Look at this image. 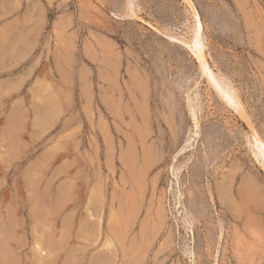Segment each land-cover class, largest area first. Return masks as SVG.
I'll use <instances>...</instances> for the list:
<instances>
[{
	"label": "rangeland",
	"instance_id": "374dc122",
	"mask_svg": "<svg viewBox=\"0 0 264 264\" xmlns=\"http://www.w3.org/2000/svg\"><path fill=\"white\" fill-rule=\"evenodd\" d=\"M191 1L211 76L185 0H0V264H264V0Z\"/></svg>",
	"mask_w": 264,
	"mask_h": 264
},
{
	"label": "bare ground",
	"instance_id": "6f19581e",
	"mask_svg": "<svg viewBox=\"0 0 264 264\" xmlns=\"http://www.w3.org/2000/svg\"><path fill=\"white\" fill-rule=\"evenodd\" d=\"M189 6L191 7V10H192V14H193V18H194V24H193V32H192V36H191V39L189 40V42L186 44L188 46L191 47L192 49V52L194 54V56L196 57L198 63H199V66H200V69L203 73H206V72H209L210 74V69H209V66H208V63L206 61V56H205V52H204V49H203V43L201 42V36H202V24H201V21L199 19V16L198 14L195 12V10L193 9V6H192V1L191 0H185ZM131 4V3H130ZM6 11V10H5ZM2 12V11H1ZM4 16V15H3ZM29 23V22H28ZM32 23V21L30 22ZM151 26V25H150ZM32 27V26H31ZM15 28H18V27H15ZM34 29V28H32ZM21 31V30H20ZM34 31V30H32ZM28 32V31H27ZM26 32V33H27ZM12 33V32H11ZM15 33V31H14ZM18 33V32H17ZM22 33V31H21ZM5 34V32L3 33ZM10 34V33H7V35ZM31 34V32H30ZM16 35V34H15ZM24 35V34H23ZM26 35V34H25ZM28 36H30L28 33H27ZM5 36V35H4ZM12 36V35H11ZM10 37V36H9ZM8 37V38H9ZM22 37V36H21ZM26 37V36H25ZM25 37L21 38L22 40L25 39ZM2 39V38H1ZM27 39V38H26ZM6 40V39H5ZM9 40V39H8ZM29 40V38H28ZM4 41V40H3ZM2 43V41H1ZM6 43V42H5ZM6 46V45H5ZM15 48V47H14ZM3 49V48H2ZM7 51V50H6ZM2 52V51H1ZM0 52V53H1ZM10 52V51H9ZM15 52V50H14ZM13 53V51L11 52ZM6 57H4L5 59ZM7 59V58H6ZM5 59V60H6ZM3 63V61H0V65ZM4 64V63H3ZM1 68V67H0ZM2 70V69H1ZM207 74V73H206ZM212 74H210L211 76ZM209 76V75H207ZM212 78V77H211ZM214 81V79H213ZM220 88V87H219ZM226 88V87H225ZM222 90V89H221ZM224 93V96H225V99H226V103L234 108V110H236L237 112L241 110V107H242V103L241 101L239 100V97L236 95V93L234 92V90L232 88H230V86H227V89L223 91ZM2 97V95H0V98ZM224 99V100H225ZM245 112V111H244ZM244 116V115H243ZM197 123V122H196ZM197 127V126H196ZM146 136V135H145ZM143 137V136H142ZM253 140L255 142L254 146L255 148H257L260 152V154L263 155L264 153V141L257 135V133L254 132L253 134ZM257 150V151H258ZM264 158V157H263ZM262 166L264 167V165L262 164ZM33 210V208H32ZM5 228V227H4Z\"/></svg>",
	"mask_w": 264,
	"mask_h": 264
}]
</instances>
